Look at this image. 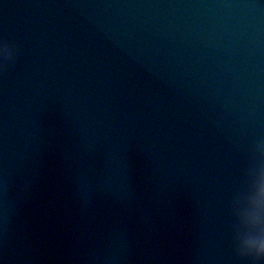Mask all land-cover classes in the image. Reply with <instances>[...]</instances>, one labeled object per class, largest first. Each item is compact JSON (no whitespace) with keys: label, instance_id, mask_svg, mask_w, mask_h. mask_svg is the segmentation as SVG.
Masks as SVG:
<instances>
[{"label":"water","instance_id":"water-1","mask_svg":"<svg viewBox=\"0 0 264 264\" xmlns=\"http://www.w3.org/2000/svg\"><path fill=\"white\" fill-rule=\"evenodd\" d=\"M262 167L264 0H0V264H250Z\"/></svg>","mask_w":264,"mask_h":264},{"label":"clouds","instance_id":"clouds-1","mask_svg":"<svg viewBox=\"0 0 264 264\" xmlns=\"http://www.w3.org/2000/svg\"><path fill=\"white\" fill-rule=\"evenodd\" d=\"M264 174V167L261 168ZM250 186L245 173L241 185L234 196H239L248 203V207L241 213L233 208V198L230 210L234 216L233 246L236 256L247 260L250 264H264V189L256 198L250 196Z\"/></svg>","mask_w":264,"mask_h":264}]
</instances>
